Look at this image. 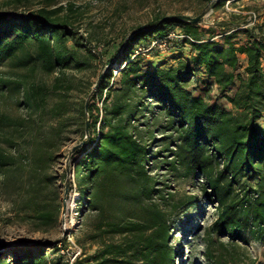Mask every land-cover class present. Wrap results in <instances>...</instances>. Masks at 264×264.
I'll return each instance as SVG.
<instances>
[{"label": "trees", "instance_id": "16d2710c", "mask_svg": "<svg viewBox=\"0 0 264 264\" xmlns=\"http://www.w3.org/2000/svg\"><path fill=\"white\" fill-rule=\"evenodd\" d=\"M241 1L168 0L164 9L152 0L147 28L125 42L133 30L126 32L114 51L119 37L93 43L79 28L86 12L72 2L44 0L18 12L25 0H13L15 11L0 10V96L27 111L0 110V189L13 216L36 232L59 228L66 173L55 167L72 143L85 141L69 157L94 249L73 264H177L175 225L199 196L217 205L203 232L204 261L264 264L244 246L264 243V21L225 8ZM207 5L229 19L159 23ZM177 27L188 38L171 42L167 62H148L159 50L136 55ZM39 72L57 76L50 85ZM67 72L102 77L81 98ZM160 169L194 180L199 194L179 197ZM51 249L58 243L15 247L0 264H51Z\"/></svg>", "mask_w": 264, "mask_h": 264}, {"label": "rangeland", "instance_id": "374dc122", "mask_svg": "<svg viewBox=\"0 0 264 264\" xmlns=\"http://www.w3.org/2000/svg\"><path fill=\"white\" fill-rule=\"evenodd\" d=\"M13 0H0V10L12 12L15 11L14 5L10 2ZM44 0H25V4L20 5L18 12H25L26 10L36 8ZM97 1V3H96ZM61 4L69 2L74 3L76 6L83 8L86 12L82 23L79 25L81 32L90 33L92 35L93 43L97 41L105 40V38H116L112 51L118 48L120 38L126 32H130L139 26L146 25L152 18L154 5L152 0H58ZM146 4V6H144ZM160 4L165 9L168 0H160ZM241 6H248L251 8L250 13L243 11ZM157 8V6H156ZM227 11L236 13H242L247 19L251 18L258 22L264 21V0H242L234 7H225ZM225 9V10H226ZM224 9L217 11L211 10L210 13L202 20L204 26L208 27L217 21L228 20L229 17ZM250 14V15H248ZM249 16V17H248ZM180 28L177 27L176 31L180 32ZM171 52H163L160 56L150 55L148 62L152 65L167 62ZM106 72V69L102 70V73ZM57 76H49L43 72L37 74L39 81L46 82L52 85L53 80ZM69 81H72L75 86H79V89L72 91V94H76L78 97L86 98V90L88 85L94 83L92 87L98 81L97 76H92L90 72L83 74H73L67 72ZM211 96L216 102L225 105V100L220 97L217 92H212ZM89 97H87L88 100ZM0 110L4 112H11L12 114H20V112H27L25 108L20 107L17 104V99L11 97L0 96ZM78 142V141H76ZM72 143L68 149L65 150L66 155L57 163L55 169L57 172L65 171L68 168L70 172H74V166L71 164L69 157L70 150L73 148ZM160 144V143H159ZM160 174H165V178H168L167 186L172 192H177L179 197L188 196L191 194H199L197 191V183L192 179L174 178L169 175L165 169L158 171ZM70 173V174H71ZM70 175L66 174V178L63 182L59 183L62 191V201L64 188ZM199 203L187 211H183L180 219L175 225V231L173 233L174 244L180 249L177 255V264H207L202 256L203 246V232L209 228L212 222L216 218V207L210 202L206 201L202 196L198 197ZM12 201L6 193H3L0 189V261L9 258V252L12 248L21 247L24 245L44 244L58 240L59 251L49 250V258L51 264H72L75 259L82 256L85 251H93L90 247V243L84 236L86 228V219L84 218V208L81 203L79 191L76 189L69 192V196L66 201L65 216L61 214V221L57 230H51L47 233L36 232L31 227L21 224L20 220L13 216L12 213ZM67 239L68 245L62 244L60 241ZM223 242L227 243L228 239L222 237ZM247 247L253 257L258 258L264 262V243L251 241L249 244H244ZM193 250L192 257H187ZM192 254V253H191ZM243 261L246 260L243 256ZM243 261L242 264L244 263Z\"/></svg>", "mask_w": 264, "mask_h": 264}, {"label": "water", "instance_id": "95a60500", "mask_svg": "<svg viewBox=\"0 0 264 264\" xmlns=\"http://www.w3.org/2000/svg\"><path fill=\"white\" fill-rule=\"evenodd\" d=\"M213 9V7L211 5H207L201 12L200 14H198L197 16H190L187 14H171V15H167L161 18V20L159 21V23H166V22H170V21H174V20H180V21H184V22H188V23H192V24H198L200 22H202V20L210 13V11ZM147 28V25H142L137 27L136 29H134L130 35L128 36V38L125 40V42L131 37L133 36L135 33L140 32L144 29ZM117 61V58L113 61V63H115ZM102 75L99 77L97 83L95 84L93 90H96L99 87L100 84V80H101ZM89 99L86 101V109L88 108V104H89ZM89 134V122L87 121L86 123V137H88ZM85 141H83L81 144L76 145L72 148V151H75L77 149H79L80 147H82L83 145H85ZM70 170L67 168L66 169V174L69 176L70 175ZM70 182L69 180H67L65 188H64V194H63V209L65 210L66 208V201L67 198L69 196V192H70ZM58 240L56 241H52L50 242V244H57Z\"/></svg>", "mask_w": 264, "mask_h": 264}, {"label": "built area", "instance_id": "2783aa9c", "mask_svg": "<svg viewBox=\"0 0 264 264\" xmlns=\"http://www.w3.org/2000/svg\"><path fill=\"white\" fill-rule=\"evenodd\" d=\"M96 3H97V1H96ZM186 37L187 36L181 34L180 32H176V33L170 34L167 38H164V39H154L148 47H140L136 51V55H144L145 56V55L149 54L153 50H159L161 53L167 52V51H169V47H170V44H171L172 41L180 40V39H183V38H186ZM69 179L73 183V188H71V191L76 190L77 188H76V185H75V182H74V179H75L74 172H72L70 174ZM62 213H63V217H64L65 216V214H64L65 211L62 212Z\"/></svg>", "mask_w": 264, "mask_h": 264}, {"label": "crops", "instance_id": "0c3cea01", "mask_svg": "<svg viewBox=\"0 0 264 264\" xmlns=\"http://www.w3.org/2000/svg\"><path fill=\"white\" fill-rule=\"evenodd\" d=\"M264 123V122H263Z\"/></svg>", "mask_w": 264, "mask_h": 264}]
</instances>
